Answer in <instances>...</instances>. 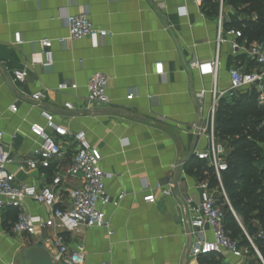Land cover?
Returning a JSON list of instances; mask_svg holds the SVG:
<instances>
[{
    "label": "crops",
    "instance_id": "obj_1",
    "mask_svg": "<svg viewBox=\"0 0 264 264\" xmlns=\"http://www.w3.org/2000/svg\"><path fill=\"white\" fill-rule=\"evenodd\" d=\"M203 9V2L195 0H0V132L13 160L8 170L18 181L37 187L50 184L52 171H20L18 165L38 147L30 127L45 125L43 108L69 131L86 133L102 154L101 169L112 175L106 181L108 194H125L119 208H104L110 231L61 233L71 250L83 249L86 264H202L187 255L180 225L182 202H198L199 187L208 182H202L205 175L195 167L200 164L196 153L209 149L210 140L192 127L206 128L212 91H229L232 68L257 70L246 49L264 44L228 36L218 44L221 10L225 29L240 30L238 25L256 16L224 1L214 15ZM84 11L107 37L68 40L66 16ZM46 39L52 41L54 59L48 68L40 64L39 43ZM234 41L241 46L238 52L232 49ZM23 69L28 70L26 82L14 83L12 72ZM95 73L109 78V104L85 110L86 86ZM61 84L78 88L59 93ZM253 87L260 97L261 89ZM37 92L46 97L41 106L31 100ZM242 93L228 92L221 100L232 104ZM68 102L74 110L64 109ZM12 105L18 109L15 114ZM67 143L69 149L74 147L71 139ZM67 157L62 167L71 154ZM73 187L75 183L64 184L63 203ZM25 207L39 220L50 217L47 208L33 201ZM14 214L10 208L0 213V264H55L44 246L38 248V238L11 233ZM26 240L33 246L25 248ZM222 259L225 264H244Z\"/></svg>",
    "mask_w": 264,
    "mask_h": 264
},
{
    "label": "built area",
    "instance_id": "obj_2",
    "mask_svg": "<svg viewBox=\"0 0 264 264\" xmlns=\"http://www.w3.org/2000/svg\"><path fill=\"white\" fill-rule=\"evenodd\" d=\"M201 4L204 0H195ZM221 5L223 0H220ZM218 26V44L223 42V36L234 37L237 40L243 38L240 30L225 29L220 12ZM65 20L68 24L69 38L71 42L83 39L96 41L105 38L109 34L106 30L94 26L88 11L78 15H68ZM43 52V60L40 64L48 68L53 64L52 41L42 40L40 43ZM241 48L238 41L232 43L234 52ZM246 53L257 65V70L245 72L239 68H232L229 72L230 88L228 92H242L247 88L258 86L261 89L259 104L264 105V44H253L246 49ZM198 66V65H196ZM6 70V69H5ZM212 71L217 73V60L212 63ZM14 83H25L28 70L12 72ZM109 78L103 73H95L87 83L88 95L84 99L85 110L92 106H106L108 97ZM76 84H61L59 93L76 90ZM228 92L218 94L216 89L212 91L211 114L206 128L193 125V129L202 134H207L210 147L206 151L196 153L198 160L205 161L220 182V189L226 205L233 212L229 200L221 184V173L228 169L225 161L227 150L217 141L215 135V114L221 98ZM129 95L128 99H132ZM46 99L43 92H37L31 96L35 106H41ZM66 111H72L75 106L68 102L64 104ZM16 105L10 107V111L17 113ZM200 112L203 110L199 107ZM80 112V115H83ZM41 116L45 120L44 126L31 125L30 131L38 141V147L31 156L18 162L19 170H48L53 177L50 184L37 187L18 181L16 174L8 170L13 160L3 142L4 133L0 132V213L13 208L18 211L17 218L12 225L11 233L16 236L28 235L38 238L44 248L50 254L55 264H86L83 249L79 247L71 250L61 233H74L79 229L96 228L110 231L111 222L107 218L104 208L112 206L119 208L125 194L111 196L107 192L106 181L112 177L101 169L102 154L97 147L92 146L84 131L71 132L57 122L56 116L46 109H41ZM71 139L74 147H67V140ZM71 154L69 163L62 167L67 156ZM75 183V187L68 194V200L62 202L64 184ZM163 189L162 186H158ZM199 200L195 202L187 198L182 202V214L180 225L186 239L187 255L190 258L216 255L221 258H232L244 261V264H252L254 260L264 264V259L247 234L249 246H242L239 240L233 239L225 229L226 213L218 203V191L211 190L208 182L199 187ZM33 201L50 211L47 220H39L27 212L25 204ZM154 203V200H150ZM234 213V212H233ZM211 235V238L209 237ZM258 238L264 242V231L258 234Z\"/></svg>",
    "mask_w": 264,
    "mask_h": 264
},
{
    "label": "trees",
    "instance_id": "obj_3",
    "mask_svg": "<svg viewBox=\"0 0 264 264\" xmlns=\"http://www.w3.org/2000/svg\"><path fill=\"white\" fill-rule=\"evenodd\" d=\"M223 1L238 12L256 16L254 21L238 25L242 39L248 43L264 40V0ZM219 3L220 0H204V12L214 15ZM245 92L232 104L221 100L215 115L216 139L230 145L225 159L228 169L221 173V184L234 213L225 203L214 169L201 160L195 168L205 175L202 182L208 180L210 189L218 191V203L226 213L227 233L244 247L249 246L247 234L264 259V242L258 238L264 231V105L259 104V94L254 87ZM10 209L15 211L17 218L18 211ZM198 260L202 264H225L216 255Z\"/></svg>",
    "mask_w": 264,
    "mask_h": 264
},
{
    "label": "rangeland",
    "instance_id": "obj_4",
    "mask_svg": "<svg viewBox=\"0 0 264 264\" xmlns=\"http://www.w3.org/2000/svg\"><path fill=\"white\" fill-rule=\"evenodd\" d=\"M238 94H239V93H238ZM234 96H235V95H234ZM229 146H230L229 143H225V148H226L227 152H228V150L230 151ZM25 244H26L25 248L30 247V246H33V242L30 241V240H26ZM25 248L22 249L23 252H24V249H25Z\"/></svg>",
    "mask_w": 264,
    "mask_h": 264
},
{
    "label": "water",
    "instance_id": "obj_5",
    "mask_svg": "<svg viewBox=\"0 0 264 264\" xmlns=\"http://www.w3.org/2000/svg\"><path fill=\"white\" fill-rule=\"evenodd\" d=\"M181 171H182V165L179 166L178 171H177V178H176L177 182L179 181V178H180V175H181ZM38 248L42 249L43 248V244L39 243L38 244Z\"/></svg>",
    "mask_w": 264,
    "mask_h": 264
}]
</instances>
